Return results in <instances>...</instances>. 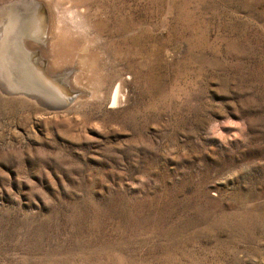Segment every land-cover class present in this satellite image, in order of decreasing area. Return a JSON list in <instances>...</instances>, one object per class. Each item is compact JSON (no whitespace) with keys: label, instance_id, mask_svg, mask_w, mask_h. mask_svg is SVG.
Here are the masks:
<instances>
[{"label":"rangeland","instance_id":"374dc122","mask_svg":"<svg viewBox=\"0 0 264 264\" xmlns=\"http://www.w3.org/2000/svg\"><path fill=\"white\" fill-rule=\"evenodd\" d=\"M49 1L103 94L0 88V264H264V0Z\"/></svg>","mask_w":264,"mask_h":264},{"label":"bare ground","instance_id":"6f19581e","mask_svg":"<svg viewBox=\"0 0 264 264\" xmlns=\"http://www.w3.org/2000/svg\"><path fill=\"white\" fill-rule=\"evenodd\" d=\"M49 2L24 0L21 5L13 6L12 2L0 6V88L7 93L32 97L50 109L60 108L70 101L60 82L66 84L74 98L102 95L97 87L100 80L92 71L89 56L75 48L78 38L67 27L63 28L60 21L55 22L52 2ZM40 6L46 14L42 31L41 14L37 12ZM71 68L75 70L73 76L67 72ZM122 88L123 79L119 78L109 95L111 103L122 99ZM68 90L65 91L70 94Z\"/></svg>","mask_w":264,"mask_h":264},{"label":"water","instance_id":"95a60500","mask_svg":"<svg viewBox=\"0 0 264 264\" xmlns=\"http://www.w3.org/2000/svg\"><path fill=\"white\" fill-rule=\"evenodd\" d=\"M37 12H38L39 14H41V31H42V30H45L44 24L46 23V22H45V21H46V14H45V11H44L43 7H39L38 10H37ZM43 19H45V20H43ZM42 21H43L44 23H43ZM59 82H60V81H59ZM60 85H61L63 91L66 93V95H67L69 98L73 97L72 91H69V90L67 89L68 87L66 86V84H65L64 82H60ZM65 90H68V91L70 92V94H68Z\"/></svg>","mask_w":264,"mask_h":264}]
</instances>
